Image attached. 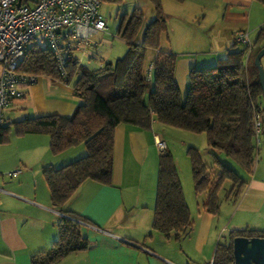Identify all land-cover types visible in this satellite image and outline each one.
Instances as JSON below:
<instances>
[{
	"label": "trees",
	"instance_id": "trees-1",
	"mask_svg": "<svg viewBox=\"0 0 264 264\" xmlns=\"http://www.w3.org/2000/svg\"><path fill=\"white\" fill-rule=\"evenodd\" d=\"M151 1L156 16L149 23L140 8L121 15L117 34L126 42L128 49L116 63L109 62L98 69H90L81 64L78 48L70 52L67 81H74L75 95L84 103L73 115L39 116L17 122H10L7 118L0 124V145L8 143L12 135L45 133L50 135V149L54 155L73 146L86 147L87 154L81 159L60 168L44 170L51 201L57 208L63 209L88 180L103 185L113 184L115 132L121 125L150 130L153 122L157 121L194 134H205L209 149L232 158L245 173L254 171L261 147L257 139L260 137L262 141L261 136L264 135V96L254 60L264 47V27L260 29L253 53L249 56L248 48L243 45L244 49L234 48L215 66L194 69L189 75L187 95L183 98L175 76L177 58L172 53L159 52L153 60L152 79L149 80L145 74L148 51H159L162 36L169 32L162 0ZM257 1L264 4V0ZM20 71L64 81L52 51L38 44L28 46ZM257 114L263 117L259 135L255 123ZM225 120H234L235 123L222 130L220 124ZM188 155L195 190L197 194L207 195L203 211L214 217L219 214V195L227 182L231 186L226 200H240L248 185L241 174L218 159L219 168L209 166L198 149L190 148ZM158 172L153 227L165 239L179 241L193 231L195 223L169 149L160 155ZM68 216L72 218L63 217L60 221V235L54 247L45 252L43 258L35 255L33 264H52L91 246L82 238L76 216ZM236 237H264V231L250 228L234 230L227 242L217 245L213 264H234L233 241Z\"/></svg>",
	"mask_w": 264,
	"mask_h": 264
},
{
	"label": "crops",
	"instance_id": "crops-1",
	"mask_svg": "<svg viewBox=\"0 0 264 264\" xmlns=\"http://www.w3.org/2000/svg\"><path fill=\"white\" fill-rule=\"evenodd\" d=\"M162 7L168 17L169 32L162 36L159 51H148L145 74L151 64L154 65L153 60L159 52L172 53L177 58L175 76L183 98L187 95L189 75L194 69L215 66L225 58L240 44L238 33L248 34L253 53L259 31L264 27V4L257 0H162ZM136 8H140L147 18L140 2L136 3ZM88 45L92 46L91 41ZM78 53L81 61L82 53ZM73 85L74 81H55L47 76L37 77L35 83L21 82L18 89L24 97L13 102L6 117L10 122L49 115L69 117L84 104L75 95ZM163 125L154 121L150 130L133 125L119 126L115 132L113 184L88 180L63 209L51 201L44 170L79 160L85 150L76 151L73 146L54 155L50 149V135L45 133L12 135L8 143L1 144L0 264H33L35 255L43 258L59 239L62 218H72L69 214L76 216L81 236L91 246L52 264L213 263L217 246L209 240L215 217L200 206L197 212L190 211L195 224L187 248L182 246L183 239H165L153 227L156 200L150 191L153 190L152 183L155 189L157 178L152 179L150 189L144 190L137 173L132 175L138 164L146 165L154 142L164 138ZM158 154L160 156L162 152ZM159 158L157 154L156 159L152 157V164H158ZM263 164L264 159L247 185L248 190L241 196L238 211L247 214L264 212ZM127 165L132 172H127ZM17 170L21 171L17 177L9 176ZM259 174L262 176L258 177ZM249 226L257 227L251 223Z\"/></svg>",
	"mask_w": 264,
	"mask_h": 264
},
{
	"label": "built area",
	"instance_id": "built-area-1",
	"mask_svg": "<svg viewBox=\"0 0 264 264\" xmlns=\"http://www.w3.org/2000/svg\"><path fill=\"white\" fill-rule=\"evenodd\" d=\"M101 3V0H0V124L6 122V112L13 102L24 97L18 85L37 81L36 76L20 71L28 46L43 42L52 51L61 77L67 81L70 52L84 42L89 46L90 39L108 31L107 20L100 12ZM237 40L248 48V54L252 52L248 34L238 33ZM152 70L153 63L146 72L148 79ZM262 121V115L257 114L258 135L262 132ZM257 142L260 144V137ZM162 143L157 140L161 152L167 148L166 142ZM20 173L17 170L9 176L17 177Z\"/></svg>",
	"mask_w": 264,
	"mask_h": 264
},
{
	"label": "rangeland",
	"instance_id": "rangeland-1",
	"mask_svg": "<svg viewBox=\"0 0 264 264\" xmlns=\"http://www.w3.org/2000/svg\"><path fill=\"white\" fill-rule=\"evenodd\" d=\"M137 2H140L145 7L147 18L150 17L152 19L155 17L156 15L155 8L151 0H123L122 3L110 2L104 0L102 1L101 13L108 22V31L106 34H99L93 37L90 40L92 46L86 47L84 43L80 46V49H78V51L82 53V55H80L82 57L81 60L82 65L90 69H98L104 64H106L108 61H112L113 63H116L118 59L125 56L128 47L126 42L122 38H120L119 35L117 34L118 33L117 30L121 15L126 11L132 12L136 8ZM147 18H146L147 23L153 20V19L148 20ZM96 42L99 43L98 46L95 45ZM40 45L44 46L43 42H40ZM242 46H243L242 44L237 45L239 49ZM262 64L264 66V58ZM234 123H235L234 120H225L220 124V129L225 130ZM162 128L164 129L163 132L164 138L158 139V141L160 143L166 141V147H167L166 150L169 149V151L173 154L176 168L180 180L182 182V186L184 188V193L190 207V211L192 212L194 211V213L197 212L198 206H200V209H202L203 203L207 199V195L203 193L197 194L195 190L194 177L191 168V160H190V156L188 155V151L190 148L198 149L201 153L202 159L209 166H215L216 169L219 168L218 167L219 165L216 163V159H218L224 165L232 167L236 172L242 175L243 179L248 182V185L250 184L252 177L256 173L258 164L260 162H263L264 159L263 134L261 136L262 138V144L260 147L261 154L258 156L256 166L254 167V171L253 173H245L242 170V168L239 166V164L235 162L232 158L227 157L224 153H221L220 151L209 149L207 146V140L205 134H194L190 131L174 128L167 125H163ZM164 139L165 141H163ZM154 143L155 144L152 146V148L157 152L154 151L152 148H150L151 149L150 157L146 162V165L142 166L141 164H138L139 167L133 170L132 175L137 173L138 179L139 181H141L140 185L144 190L147 188L150 189L149 184L152 182V179H154V177L157 178L155 189H154V183H152L153 190L151 188L150 191V195L153 196L156 200L159 163L158 164L155 163V165L152 164V157H155L156 159V154L158 157H160L158 153H160L162 150L159 148L156 141ZM162 145L165 144L162 143ZM73 148L76 151L77 150L83 151L84 149L85 153L81 157H84L86 155V148L84 147V145L75 146ZM152 152H154L155 154H153ZM129 166L130 165H127L126 170L127 172L128 170L132 172L131 169L128 168ZM263 167L264 164L262 165V168ZM257 176L261 177L262 175L259 174ZM230 186L231 183L227 182L219 195L221 200V209L219 214L215 217L214 228L212 229V233L209 240L210 243H213V245L215 246H217V244L219 243L227 242L229 235L234 230H246L247 228H249L250 227L249 223L253 224V226H257V227H251L250 229L256 231H260V230L264 231V212L247 214L245 212L238 211V204L240 200L238 202L226 200V194L228 193ZM247 190H248V186L246 188V191ZM246 191L244 193H246ZM189 235L184 237L182 240L183 241L182 246L186 248L188 247V243H190Z\"/></svg>",
	"mask_w": 264,
	"mask_h": 264
},
{
	"label": "water",
	"instance_id": "water-1",
	"mask_svg": "<svg viewBox=\"0 0 264 264\" xmlns=\"http://www.w3.org/2000/svg\"><path fill=\"white\" fill-rule=\"evenodd\" d=\"M264 47L257 53L254 64L264 96ZM234 264H264V237H236L233 241Z\"/></svg>",
	"mask_w": 264,
	"mask_h": 264
}]
</instances>
